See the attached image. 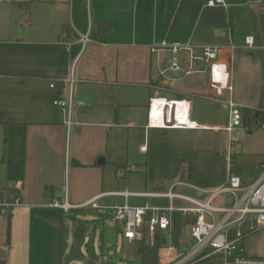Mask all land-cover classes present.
<instances>
[{
    "label": "crops",
    "instance_id": "obj_1",
    "mask_svg": "<svg viewBox=\"0 0 264 264\" xmlns=\"http://www.w3.org/2000/svg\"><path fill=\"white\" fill-rule=\"evenodd\" d=\"M208 1L186 0L174 20L171 0H0V200H21L0 215V257L7 264H61L65 233L71 252L77 225L83 228L79 247H97L104 260L115 230L107 223L113 206H188L165 194L203 201L229 175L242 187L257 181V175L233 171L232 153L235 159L244 155L235 144L242 128L230 135L223 130L228 107L225 95L215 94L216 83L225 82L226 59L212 69L190 61L201 46L213 45L194 41L202 11L228 6ZM233 36L231 31L230 42L216 46L235 45ZM163 42L188 49L174 54ZM174 57L177 70L171 68ZM71 74L72 93L84 105L68 114L53 101L67 96ZM152 97L188 101L197 127L147 126ZM215 104L223 105V115ZM4 121L28 123L21 183L8 182L1 162ZM256 152L262 155V149ZM92 199L102 208L83 205ZM64 200L72 206L68 211L52 205Z\"/></svg>",
    "mask_w": 264,
    "mask_h": 264
},
{
    "label": "built area",
    "instance_id": "obj_2",
    "mask_svg": "<svg viewBox=\"0 0 264 264\" xmlns=\"http://www.w3.org/2000/svg\"><path fill=\"white\" fill-rule=\"evenodd\" d=\"M220 2L222 0H219ZM208 4L213 6L215 2L209 0ZM80 40L86 42L87 35H82ZM172 53L180 49H188L179 43L166 44ZM236 45L230 44L228 48L216 45H204L200 47V56L190 55V61L200 59L209 63L212 69L214 62L224 57L227 61L225 68V101L228 107V119L223 130L232 134L242 125L240 106L231 98V83L228 82L231 73V61L233 50ZM243 47L251 50L256 47L255 39L251 35L244 38ZM216 66V65H215ZM171 68L178 69L177 60L172 59ZM213 79V78H212ZM69 92L65 98L55 99L53 104L65 109L68 114L84 105L82 100L76 99L72 93V74L67 79ZM216 83L215 94L218 97L224 95L221 88V80ZM54 87V83L49 85ZM258 117V113L256 114ZM67 124L70 123L68 118ZM147 126L153 128H183L191 129L197 125L190 121V107L185 100H166L165 98L152 97L148 102ZM264 127V124L260 127ZM260 175L256 182L248 187H242L240 180L235 175H229L225 184L211 193L203 200L192 199L187 196L167 192L165 195L171 200L173 198L183 199L190 204L188 206H175L169 203L166 207H153L148 204L129 205L120 204L113 206V221L122 223V235L125 242H133L141 238L152 239L155 234L166 233L167 242L158 250V260L162 264H192L203 260L210 255L220 254L223 264H264V257L247 255L243 248L238 249L245 237L253 232L264 228V162L260 164ZM221 193H227L232 197L228 205L215 204V199ZM21 204L20 197L8 195L0 200V215L6 214L8 210ZM53 206L68 211L72 206L64 200L53 202ZM91 208H102L95 199L83 204ZM179 213L182 217L193 215L189 223L190 243L187 247L179 248L173 242L174 217ZM151 241V240H150Z\"/></svg>",
    "mask_w": 264,
    "mask_h": 264
},
{
    "label": "rangeland",
    "instance_id": "obj_3",
    "mask_svg": "<svg viewBox=\"0 0 264 264\" xmlns=\"http://www.w3.org/2000/svg\"><path fill=\"white\" fill-rule=\"evenodd\" d=\"M205 1L197 0L198 3ZM224 1L226 5L228 4L225 12L226 20L231 21L233 25L205 26L196 22V27L193 28V37L194 41L223 45L230 42L231 31L234 34V43L237 45V48L233 50L231 61L232 99L240 106L242 115V129L237 132L235 144L238 143L244 155L235 159V154L232 153V157L230 158H232L231 163L234 167V172L244 177L251 175L259 176L261 171L259 163L264 162V127H260L264 124V42L261 31L262 23L264 24V0ZM170 3L171 18L177 20L182 13L186 0H171ZM229 8H231V11H229ZM223 10L225 11L224 7ZM193 25L194 20H191L188 29H191ZM245 35H252L255 38V48L248 50L243 47ZM222 59L220 60L222 61ZM225 68L222 64L221 71H223L222 75L224 77ZM222 86L221 88L225 95V82ZM214 108L218 114L223 115L224 107L222 104H215ZM257 113L258 117L256 116ZM257 149H262V155H257ZM231 202L232 197L229 194L221 193L217 196L214 203L217 205H228ZM107 223L115 229L112 240L108 244L109 251L107 250V258L102 260L103 256L101 255V251L97 250V247L89 251L85 245L79 247L76 244L70 252L69 233L66 231L65 242L67 249L65 250L61 264H141L134 256L135 242H123L122 249L120 248L123 240L122 223L120 221H108ZM95 236L96 234L93 235V239ZM149 240L152 239L147 237L146 241ZM179 243L181 247L189 243V226L184 225L182 227ZM79 248L81 249L79 250ZM237 248H243L247 255L264 257V228L245 237L237 245ZM72 257L75 260L72 261ZM158 264H160L159 260ZM192 264H223V260L220 254H213Z\"/></svg>",
    "mask_w": 264,
    "mask_h": 264
},
{
    "label": "trees",
    "instance_id": "obj_4",
    "mask_svg": "<svg viewBox=\"0 0 264 264\" xmlns=\"http://www.w3.org/2000/svg\"><path fill=\"white\" fill-rule=\"evenodd\" d=\"M222 10V11H221ZM221 11V12H220ZM231 11V8H229ZM223 8H206L202 11L199 22L215 26H229L233 25L231 21H227ZM263 22V21H262ZM261 22V23H262ZM261 31L264 42V24L262 23ZM255 115V113H254ZM27 122H3L4 140L6 147L1 158V162L6 165V178L11 183H21L24 176L25 167V138ZM191 220L176 214L174 217L173 227V242L178 246V239L181 229L184 225H188ZM9 235V227L7 225L6 237ZM75 244L80 243L83 238V228L77 225L74 229ZM134 256L141 264H158V250L167 242L166 233L155 234L150 241L146 238L137 239L135 241ZM132 243V242H131ZM0 264H7L6 257H0Z\"/></svg>",
    "mask_w": 264,
    "mask_h": 264
}]
</instances>
